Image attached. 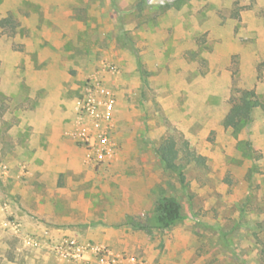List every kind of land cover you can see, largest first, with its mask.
<instances>
[{
    "label": "rangeland",
    "instance_id": "obj_1",
    "mask_svg": "<svg viewBox=\"0 0 264 264\" xmlns=\"http://www.w3.org/2000/svg\"><path fill=\"white\" fill-rule=\"evenodd\" d=\"M9 16L0 264H264V0H0ZM93 84L112 105L81 115ZM245 90L260 105L227 126Z\"/></svg>",
    "mask_w": 264,
    "mask_h": 264
},
{
    "label": "trees",
    "instance_id": "obj_2",
    "mask_svg": "<svg viewBox=\"0 0 264 264\" xmlns=\"http://www.w3.org/2000/svg\"><path fill=\"white\" fill-rule=\"evenodd\" d=\"M10 23H14L11 16L0 20L1 25ZM248 105L251 107L260 105V100L253 90H245L239 99H232L230 109L225 116V124L231 127L238 126L243 120L244 109ZM157 151L164 166L175 172L181 183H185L186 176L182 164L178 161L179 149L174 138L169 137L163 141ZM154 218L156 219V226L159 228L173 226L182 218L181 204L173 196H162L156 203Z\"/></svg>",
    "mask_w": 264,
    "mask_h": 264
},
{
    "label": "built area",
    "instance_id": "obj_3",
    "mask_svg": "<svg viewBox=\"0 0 264 264\" xmlns=\"http://www.w3.org/2000/svg\"><path fill=\"white\" fill-rule=\"evenodd\" d=\"M98 96L106 97L104 103L107 107L110 108L112 105V100H110L109 92L104 86H101L99 84H93L87 89V92L82 99L79 111L81 115H89V116H95L97 114V108L101 103V100H99ZM90 145H95V140H93L92 135L88 136ZM107 141L106 132H102L99 134V143L104 145Z\"/></svg>",
    "mask_w": 264,
    "mask_h": 264
}]
</instances>
